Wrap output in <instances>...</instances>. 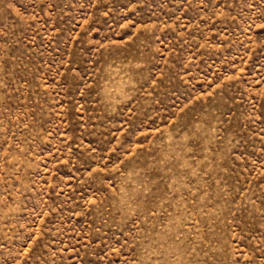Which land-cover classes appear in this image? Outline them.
Segmentation results:
<instances>
[{
    "label": "rangeland",
    "instance_id": "rangeland-1",
    "mask_svg": "<svg viewBox=\"0 0 264 264\" xmlns=\"http://www.w3.org/2000/svg\"><path fill=\"white\" fill-rule=\"evenodd\" d=\"M0 264H264V0H0Z\"/></svg>",
    "mask_w": 264,
    "mask_h": 264
}]
</instances>
